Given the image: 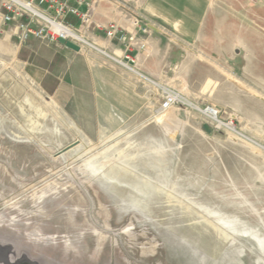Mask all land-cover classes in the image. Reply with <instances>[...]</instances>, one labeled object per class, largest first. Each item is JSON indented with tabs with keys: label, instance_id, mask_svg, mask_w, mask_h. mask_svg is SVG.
Returning a JSON list of instances; mask_svg holds the SVG:
<instances>
[{
	"label": "rangeland",
	"instance_id": "rangeland-1",
	"mask_svg": "<svg viewBox=\"0 0 264 264\" xmlns=\"http://www.w3.org/2000/svg\"><path fill=\"white\" fill-rule=\"evenodd\" d=\"M174 11L201 32L238 33V79L213 62L191 88L144 79L125 116L72 115L0 27V264H264V0H174ZM82 47L81 79L85 63L108 62ZM166 90L179 99L163 109ZM221 103L235 131L202 112Z\"/></svg>",
	"mask_w": 264,
	"mask_h": 264
},
{
	"label": "crops",
	"instance_id": "crops-1",
	"mask_svg": "<svg viewBox=\"0 0 264 264\" xmlns=\"http://www.w3.org/2000/svg\"><path fill=\"white\" fill-rule=\"evenodd\" d=\"M130 1L93 0L91 23L85 30V36L105 51L98 50L104 53L108 62L85 63L88 76L82 79L87 81L88 87H80L82 79L77 72L80 63L72 59L83 47L75 51L58 41L34 38L25 41V67L42 85L52 86H45L46 90L55 94L64 108L74 109L72 115L99 116L100 113L96 111L102 109L104 116H125L127 110L141 106L144 79L156 85L158 82L155 80L162 76L166 81L189 84L191 88L195 83L196 70L203 67L200 66L203 63L225 66L231 77L236 74L238 79L235 70L238 69L240 54L237 32H226L228 35L224 32H201V22L191 18L189 11L184 12L182 18L176 16L174 0H133L132 4ZM139 5L148 6L150 12H145L144 7ZM138 17L141 19L140 27L146 26L147 32L133 25V20ZM68 21L77 23L73 16H69ZM108 22H116L124 28L126 35L131 36L133 46L127 49L117 37H107L96 29L97 24ZM5 28L12 32L10 28ZM225 36L231 39L226 40ZM141 44L144 48H140ZM245 53L247 56L249 51ZM201 56L206 60H200ZM116 60H121L127 67ZM230 94L233 108L237 91L233 93L232 86ZM215 106L225 108L222 103ZM89 110L90 113L85 112ZM250 110L247 109L245 113L252 115Z\"/></svg>",
	"mask_w": 264,
	"mask_h": 264
},
{
	"label": "built area",
	"instance_id": "built-area-1",
	"mask_svg": "<svg viewBox=\"0 0 264 264\" xmlns=\"http://www.w3.org/2000/svg\"><path fill=\"white\" fill-rule=\"evenodd\" d=\"M92 5L93 0H0V27L10 28L21 42L29 38L57 42L62 38L81 48L85 45V30L91 23ZM69 16L75 17L77 23L68 21ZM132 23L140 27L141 19L138 17ZM96 28L107 37H117L127 49L133 46L131 36L126 35V30L116 22L97 24ZM140 30L148 31L146 26ZM140 48L144 45L141 44ZM177 100L173 91L166 90L161 108L168 109ZM232 124L230 121L229 125Z\"/></svg>",
	"mask_w": 264,
	"mask_h": 264
},
{
	"label": "bare ground",
	"instance_id": "bare-ground-1",
	"mask_svg": "<svg viewBox=\"0 0 264 264\" xmlns=\"http://www.w3.org/2000/svg\"><path fill=\"white\" fill-rule=\"evenodd\" d=\"M84 43H85L86 45H88L89 47H91V48H95V49L99 50L98 48L94 47L92 44L88 43V42L86 41V39H85ZM103 54H104V53H103ZM108 57H109V56H108ZM116 61L119 62L120 64L124 65L125 67H127V64H125V63L122 62L121 60H116ZM128 65H129V64H128ZM128 67H129V66H128ZM175 95H176V94H175ZM176 97L179 99V96L176 95ZM180 97H181V96H180ZM191 106H192V105H191ZM217 109H218V108H214V107H212V108H206V109L202 110V112H203L204 114H206L207 116H209L211 119H213V120H217L219 125H226V126H228L231 130H234L233 127H230L228 124H225L224 122L218 120V118H217L218 110H217ZM234 131H235V130H234ZM238 230H239V229H238ZM240 230H241V229H240ZM241 231H242V230H241ZM243 233H244V232H243Z\"/></svg>",
	"mask_w": 264,
	"mask_h": 264
},
{
	"label": "water",
	"instance_id": "water-1",
	"mask_svg": "<svg viewBox=\"0 0 264 264\" xmlns=\"http://www.w3.org/2000/svg\"><path fill=\"white\" fill-rule=\"evenodd\" d=\"M58 42L61 43V44H63V45H65L66 47H68V48H70V49H72V50H75V51H79V50H80V47H79L77 44H75V43H73V42H71V41H69V40H65V39L60 38V39H58ZM76 143H77V142H74V143H72V144L66 146V147L63 148L59 153H62V152H65V151L69 150V149L72 148Z\"/></svg>",
	"mask_w": 264,
	"mask_h": 264
}]
</instances>
